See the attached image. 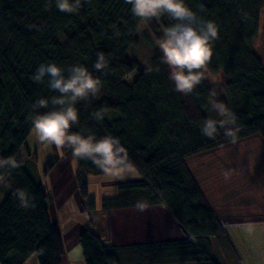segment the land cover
Returning <instances> with one entry per match:
<instances>
[{
  "label": "trees",
  "instance_id": "obj_1",
  "mask_svg": "<svg viewBox=\"0 0 264 264\" xmlns=\"http://www.w3.org/2000/svg\"><path fill=\"white\" fill-rule=\"evenodd\" d=\"M185 3L219 28L206 78L187 96L175 91L168 78L170 69L161 63L159 46L146 65L129 55V49L141 42L142 23L157 42L163 37V28L175 23L167 14L141 19L132 15L131 5L124 0H84L72 13L59 11L55 0L50 4L48 0H0V157H14L20 165L0 168V183L8 178L10 184L0 203V264H24L33 254L40 264H62L65 257L63 235L51 221L42 180L19 152L26 148L32 153L27 147L33 133L30 117L37 114L32 105L39 98L57 94L47 79L41 83L31 79L41 63H56L65 70L79 63L101 80L97 95L76 104L79 121L70 131L97 139L118 137L137 173L145 179L120 186L118 196L102 199V209L165 205L190 235L157 244L117 247L88 227L80 237L86 264H219L210 237L223 233V228L187 160L249 135L260 134L264 139V57L255 53L253 44L264 0ZM98 53L107 59L105 71L93 68ZM149 65L151 73L146 72ZM134 73L135 78L129 77ZM217 74L225 81L209 83L207 76ZM213 88L217 97L210 94ZM217 99L237 117L235 139L225 136L222 128L214 138L201 133L205 120L222 119L211 107ZM98 112L103 119L95 118ZM64 150L65 156L76 162V179L86 194L88 177L103 173L91 161L74 158L70 148ZM32 162L37 163L36 155ZM53 165L46 164L44 176ZM17 189L26 191L35 206L21 208L14 196ZM96 208L91 200L83 210L95 214Z\"/></svg>",
  "mask_w": 264,
  "mask_h": 264
},
{
  "label": "clouds",
  "instance_id": "obj_2",
  "mask_svg": "<svg viewBox=\"0 0 264 264\" xmlns=\"http://www.w3.org/2000/svg\"><path fill=\"white\" fill-rule=\"evenodd\" d=\"M48 2L50 4L51 0ZM83 2L84 0H55V5L61 12L72 13L79 9ZM124 2L131 5L130 10L135 17L150 19L167 14L175 21L163 28V37L158 41L162 52L161 63L170 69L168 78L174 82L175 91L185 96L191 94L206 78L207 66L213 57V41L219 38L218 25L213 20L201 19L187 6L185 0H124ZM107 67L105 55L98 53L93 68L101 72ZM152 71V66L146 67V72ZM31 79L37 83L47 79L49 88L57 93L50 99L39 98L32 105L33 111L37 112L30 117L32 132L39 144L55 145L57 148L68 147L74 158L91 161L104 175L112 176L114 179L137 174L136 165L130 159L128 149L118 137L106 135L97 139L92 134L84 135L70 131L79 121L76 104L89 95H97L101 87V80L94 77L86 66L76 63L65 70L56 63H41ZM210 94L217 97L214 88ZM49 105L52 106L51 110L42 113L37 111L48 109ZM211 107L222 119L205 120L201 128L202 135L214 138L218 128H222L225 136L235 139L239 131L236 115L218 99L213 101ZM95 118L101 120L103 116L98 112ZM4 166L16 168L20 165L14 157L6 159L0 157V168ZM223 175L227 181L231 173L225 171ZM14 196L21 208L35 206L24 190L17 189ZM75 251L74 249L73 252ZM69 262L84 264L83 253L80 252L77 256L70 255Z\"/></svg>",
  "mask_w": 264,
  "mask_h": 264
},
{
  "label": "crops",
  "instance_id": "obj_3",
  "mask_svg": "<svg viewBox=\"0 0 264 264\" xmlns=\"http://www.w3.org/2000/svg\"><path fill=\"white\" fill-rule=\"evenodd\" d=\"M27 147L32 153H30V155L29 151H27V149L25 148L26 150L24 149V151L27 152V155L26 157H24V159L22 158V160L28 164L34 174H38V176L41 178L45 191L47 193L46 204L49 210V214L51 215V221L54 225H57L61 229V234L63 235L65 257L62 264H70V255L77 256L80 252L83 253L82 246L80 245V237L81 232L88 227H93L95 232L102 236V239L107 240V243L113 246L115 245L117 247L125 246L128 244H157L160 242H168V240L189 238L190 235L186 230H184L179 221L174 218L171 210L165 205L140 206L141 211L147 210L155 212L157 210L163 216L162 226L158 230L156 229V233L154 234H150L149 232L151 231H149L148 228V232L146 228L147 225L143 223V221L150 223L149 219H145L146 217L143 219V221L140 218L139 220H137L138 223L134 222L135 225L134 223H131L133 226H129L128 228L123 227V225L118 222V219H121V217L124 216V213H129L136 208L132 209L123 207L109 209L107 210V214H102L103 217L101 216L103 222H99V224H96L95 221H92L91 223L87 213L82 212V207H79L80 205L82 206L84 204L85 200H92L96 202L97 208H100L103 202L102 199H112L118 196V189L123 184L143 183L145 179L142 178V176H140L138 173L135 176H126L123 179H114L112 176L106 175L107 180H102L100 178V175L102 176L104 174L90 175V177H88L87 179V193L85 195L80 194L81 197L79 199L81 203H79L78 200H76L75 202L74 192L68 195V193L65 192V185L67 177H69V175L73 180L75 179L77 166L74 160L69 159L67 156H65V154H63V152L65 151L64 148H57L55 145L39 144L35 140L33 133L28 139ZM57 153L59 157L57 156ZM35 155L37 163L32 162V158ZM49 162H52L54 165L48 171L49 173L44 176L42 171L46 167V164ZM66 167L68 168V170L65 171ZM104 182H106V184ZM229 182L230 181L227 182L228 185ZM4 183L7 184L8 190L10 187L8 178H4V180L0 183V187L2 186L1 184ZM207 187L210 188L212 187V185H208ZM233 187L234 192L240 191L238 185H233ZM201 188L204 197H206L207 200L210 199V203L208 204H211L210 206L212 207V197L215 196L212 194V191H208L209 195H207V188L205 185H201ZM252 188L253 186L251 185L250 193ZM3 195L5 197V194ZM217 204H220V201L217 202ZM104 220L109 222L108 226H106V222ZM255 222L256 223H253V225L249 226V228H245L244 226L240 228L239 226L234 225L229 228V225L227 227V225L225 224L224 228L221 226L223 228V233L218 236H211V238L213 237L218 240L227 239L230 245L233 246V248L236 250L238 258L241 260V264H264V257L262 256L263 252L258 249L260 247L258 246V248H256V244L254 242L252 243L246 240V243H252L250 250L245 244H243L240 238L245 237L248 239V237H246L243 232L250 234V238L252 235L255 238L260 237L261 235L264 236V223H260V219L255 220ZM136 225L138 226L135 227ZM135 231L138 232L139 235L136 234ZM260 244L261 242L258 245ZM74 249L76 250L75 252H73ZM260 249L262 251L264 250L262 248ZM227 254L229 255V253ZM83 257L84 264H86L85 256L83 255ZM214 258L216 261H218L219 264H221L215 256ZM24 264H40L39 258H37L35 254H33ZM169 264L195 263L179 262Z\"/></svg>",
  "mask_w": 264,
  "mask_h": 264
},
{
  "label": "rangeland",
  "instance_id": "obj_4",
  "mask_svg": "<svg viewBox=\"0 0 264 264\" xmlns=\"http://www.w3.org/2000/svg\"><path fill=\"white\" fill-rule=\"evenodd\" d=\"M260 23L261 25L258 32L259 34L255 38L253 44L255 53L263 58L264 11ZM139 34L141 42L137 47L129 49V55L136 58L137 60H140L144 65H146L149 63L152 56H154L156 52L155 48H158V42L155 38H153L152 34H150L145 23H142L139 26ZM136 76L137 75L134 73L129 77L135 78ZM207 79L209 83H212L214 81H225L226 78H224V76L221 74H217L213 76L208 75ZM24 149L25 148L20 151V155L23 159L27 155V152H25ZM187 163L199 185L206 186L207 195H209L208 191H212V194L215 196L212 197V208L214 209L216 217L219 219L223 228L225 224L227 227L229 225V228L233 225L239 226L240 228L243 226L245 228H249V226L253 225V223H256L255 220L259 219L260 223H264V139L260 134L249 135L248 137L242 138L237 142L229 143L227 146L217 150L197 153L195 156L188 158ZM66 170H68L67 167L65 168V171ZM225 171H230L231 173L230 179L227 181L224 179L223 175ZM100 178L102 180H107L106 175H100ZM228 181H230L229 185L227 183ZM104 183L106 184V182ZM1 185L0 203L4 197L3 194H5L7 190L6 183ZM208 185H212V187L208 188ZM233 185H238L240 191L234 192ZM251 185L253 188L250 193ZM83 190L84 187L80 181H77L76 175L74 180L70 175L67 177L65 192H67L68 195L74 192L75 202L78 200V202L81 203L79 198L81 197L80 194L85 195L82 192ZM205 199L207 203H210V199L207 200L206 197ZM88 201L91 200H85L84 204ZM219 201L220 204H217ZM84 204L82 206L80 205L79 207H82V212L87 213L91 223L92 221H95L96 224L103 222L101 218L102 214L108 213L102 209L103 205H101L100 208H96V213L92 214V212L83 210ZM124 208L136 209H134L135 211L133 210L129 213H124V216L121 217V219H118V222L121 223L123 227L128 228L129 226H133L131 223H138L137 220L140 218L143 221L145 217V219H149L150 221V223L143 221V223L147 225V231L148 228L149 231H151H148L150 234L156 233V229L158 230L162 226L163 216L157 210L155 212L147 210L141 211L140 206ZM137 226L138 225L135 227ZM135 233L139 235L138 232L135 231ZM243 233L246 235V237H248V239L245 237L240 238L248 249L251 250V244L253 242L256 244V248L259 246L260 248L264 249L263 235L257 238L253 237L252 235L250 238V234L246 232ZM210 239L213 256H215L221 264H241V260L238 258L236 250L230 245L227 239L218 240L213 237H210ZM246 240L252 243H246ZM260 242L261 244L258 245ZM260 248L258 249L263 252L262 256L264 257V250L262 251ZM227 253H229V255Z\"/></svg>",
  "mask_w": 264,
  "mask_h": 264
}]
</instances>
